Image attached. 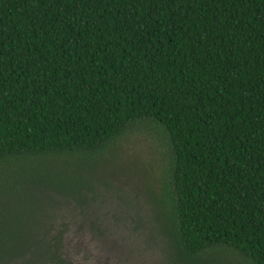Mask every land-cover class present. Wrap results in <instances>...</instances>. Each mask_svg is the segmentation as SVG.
Segmentation results:
<instances>
[{"label": "trees", "instance_id": "trees-1", "mask_svg": "<svg viewBox=\"0 0 264 264\" xmlns=\"http://www.w3.org/2000/svg\"><path fill=\"white\" fill-rule=\"evenodd\" d=\"M140 126L163 142L170 261L264 264V0H0V264H70L67 223L11 198L88 203L94 164Z\"/></svg>", "mask_w": 264, "mask_h": 264}, {"label": "rangeland", "instance_id": "rangeland-1", "mask_svg": "<svg viewBox=\"0 0 264 264\" xmlns=\"http://www.w3.org/2000/svg\"><path fill=\"white\" fill-rule=\"evenodd\" d=\"M162 147L159 135L143 127L119 137L93 166L95 199L90 194L88 203L81 206L64 194L38 187L25 192L19 189L11 199L30 201L27 196L31 197L35 202L21 210L33 219L54 217L52 229L67 223L69 230L64 235L69 239L64 250L70 264H173L156 221L164 212L151 200L163 174ZM46 162L59 174L71 173L74 166L61 159ZM90 221L98 225L97 234L88 225Z\"/></svg>", "mask_w": 264, "mask_h": 264}]
</instances>
